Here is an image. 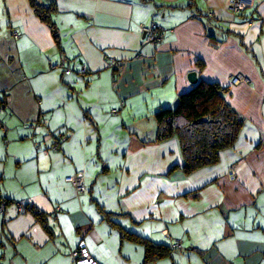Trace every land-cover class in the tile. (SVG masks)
I'll return each mask as SVG.
<instances>
[{
  "label": "crops",
  "instance_id": "obj_1",
  "mask_svg": "<svg viewBox=\"0 0 264 264\" xmlns=\"http://www.w3.org/2000/svg\"><path fill=\"white\" fill-rule=\"evenodd\" d=\"M39 1L56 3L63 52L29 0H0V264H75L82 242L99 264H264V0L240 14L228 0ZM152 23L164 38L144 44ZM191 71L228 88L245 123L187 174L156 113ZM127 234L173 250L146 258Z\"/></svg>",
  "mask_w": 264,
  "mask_h": 264
},
{
  "label": "trees",
  "instance_id": "obj_2",
  "mask_svg": "<svg viewBox=\"0 0 264 264\" xmlns=\"http://www.w3.org/2000/svg\"><path fill=\"white\" fill-rule=\"evenodd\" d=\"M29 2L36 15L48 24L57 46L63 52L60 32L51 16L56 3ZM227 92L228 88L216 82L201 80L179 95L175 107L162 108L156 113L157 141L178 138L184 158L183 170L187 174L219 163L222 152L233 147L241 134L245 121L227 102ZM31 210L49 229L42 212L35 208ZM127 236L145 244L146 258L160 259L173 250L170 245L155 243L135 234Z\"/></svg>",
  "mask_w": 264,
  "mask_h": 264
},
{
  "label": "built area",
  "instance_id": "obj_3",
  "mask_svg": "<svg viewBox=\"0 0 264 264\" xmlns=\"http://www.w3.org/2000/svg\"><path fill=\"white\" fill-rule=\"evenodd\" d=\"M254 5V0H228V7L234 14H240L245 9L252 7ZM141 32L143 34V43H158L164 38V29L158 23H152L150 25L141 24ZM20 36V31L18 29L14 30L13 37L17 38ZM65 72L69 74L71 72L70 69H66ZM246 79L238 75L234 78V83H239L240 81H245ZM112 113L117 114L118 110L113 109ZM42 122H47L46 119H41ZM38 122V121H37ZM35 121L30 122V126L32 128H36L38 123ZM55 148H58V143L55 144ZM230 176H235V171L231 170ZM67 183H70L78 192H83L85 190V184L83 180V176L80 174H75L72 176H67L65 178ZM4 212V203L0 205V213ZM171 244L175 249H182L183 246L178 239H172ZM72 258L75 264H99V262L90 255L87 247L84 242L80 244V246L72 251Z\"/></svg>",
  "mask_w": 264,
  "mask_h": 264
},
{
  "label": "water",
  "instance_id": "obj_4",
  "mask_svg": "<svg viewBox=\"0 0 264 264\" xmlns=\"http://www.w3.org/2000/svg\"><path fill=\"white\" fill-rule=\"evenodd\" d=\"M188 79L191 83L196 84L198 82V75L196 71H191L188 74Z\"/></svg>",
  "mask_w": 264,
  "mask_h": 264
},
{
  "label": "rangeland",
  "instance_id": "obj_5",
  "mask_svg": "<svg viewBox=\"0 0 264 264\" xmlns=\"http://www.w3.org/2000/svg\"><path fill=\"white\" fill-rule=\"evenodd\" d=\"M0 15H1V12H0ZM17 28H13L12 29V35H13V32H14V30H16ZM1 219H2V215L0 214V223H1ZM1 227V226H0ZM2 235V234H1ZM2 237L4 238V236L2 235Z\"/></svg>",
  "mask_w": 264,
  "mask_h": 264
}]
</instances>
